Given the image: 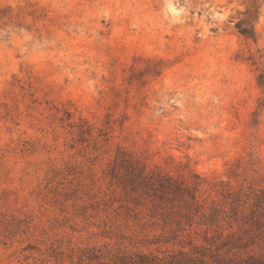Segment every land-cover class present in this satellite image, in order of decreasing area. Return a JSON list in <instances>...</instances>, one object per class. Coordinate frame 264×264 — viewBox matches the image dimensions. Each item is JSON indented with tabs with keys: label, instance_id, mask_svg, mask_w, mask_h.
Here are the masks:
<instances>
[{
	"label": "rangeland",
	"instance_id": "1",
	"mask_svg": "<svg viewBox=\"0 0 264 264\" xmlns=\"http://www.w3.org/2000/svg\"><path fill=\"white\" fill-rule=\"evenodd\" d=\"M260 74L264 0H0V264H264Z\"/></svg>",
	"mask_w": 264,
	"mask_h": 264
},
{
	"label": "trees",
	"instance_id": "2",
	"mask_svg": "<svg viewBox=\"0 0 264 264\" xmlns=\"http://www.w3.org/2000/svg\"><path fill=\"white\" fill-rule=\"evenodd\" d=\"M239 32L242 35L251 37L253 35L252 29L250 27H238ZM260 84H264L262 80V75L260 74ZM149 177V176H148ZM144 176L141 180L136 181L141 186H147L149 184L151 187V192L148 196H152L157 201V208L163 211L165 225L175 226L172 235L175 238L178 234L175 231L184 230L185 222L192 218L194 212L199 211L201 204L197 196V184L195 182L193 186H188L185 182L176 180L171 176L161 178L156 176H150L148 178ZM175 232V233H174ZM220 234H217V236ZM204 240H207L205 237ZM190 242V239H189ZM232 242V241H227ZM227 244V243H226ZM137 260L132 264H158L154 258H149L143 254L138 255ZM171 261L170 263H172Z\"/></svg>",
	"mask_w": 264,
	"mask_h": 264
}]
</instances>
